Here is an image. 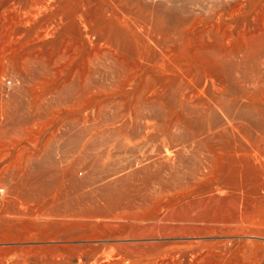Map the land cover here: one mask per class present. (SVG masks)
<instances>
[{"label": "rangeland", "instance_id": "rangeland-1", "mask_svg": "<svg viewBox=\"0 0 264 264\" xmlns=\"http://www.w3.org/2000/svg\"><path fill=\"white\" fill-rule=\"evenodd\" d=\"M24 11L0 13V140H33L11 169L15 197L78 211L63 219L74 239L47 250L70 264H180L207 242L244 239L264 264L256 0H44L30 20ZM210 251L199 264L215 261Z\"/></svg>", "mask_w": 264, "mask_h": 264}, {"label": "bare ground", "instance_id": "bare-ground-1", "mask_svg": "<svg viewBox=\"0 0 264 264\" xmlns=\"http://www.w3.org/2000/svg\"><path fill=\"white\" fill-rule=\"evenodd\" d=\"M44 5V0H2L0 2V13L3 11H14L17 6L23 12L26 20H30L35 9ZM39 12V11H38ZM2 16V15H1ZM256 46L261 49L264 46V0H256ZM227 127L243 141V146L251 151L255 150L256 144H250L240 133L239 129L226 120ZM33 140L17 141L13 137L0 140V264H70L60 253L48 251L46 243L66 242L74 239L71 235H65L67 231L74 228L72 223H64L63 219L68 216L78 217V211L66 212L48 203L46 205H33L28 200L15 197L16 193L9 184L11 169L16 164L19 155L32 145ZM242 145L234 143L232 153L238 155L237 151L245 153ZM170 151H165L162 157L169 159ZM74 168L70 170V175H74ZM223 193L220 187L214 189L213 195L220 196ZM210 195V194H209ZM219 224L214 226L215 232ZM232 226V223L230 224ZM234 227V226H233ZM234 229L231 231L233 232ZM241 235H247L243 230ZM237 232V234H240ZM47 234H52L51 236ZM255 231H250L249 235H256ZM114 240L117 237L113 238ZM252 241L244 239H219L207 242L208 248H201L194 252V258L179 255L180 264H199L201 259L211 254L216 258L212 264H255L256 259L249 249ZM64 245V244H63ZM66 245V244H65ZM211 248V249H210ZM107 258V256H105ZM102 259L100 255L93 257L86 264H99ZM186 261L187 263H184ZM81 264V263H78ZM154 264H161L155 262Z\"/></svg>", "mask_w": 264, "mask_h": 264}]
</instances>
